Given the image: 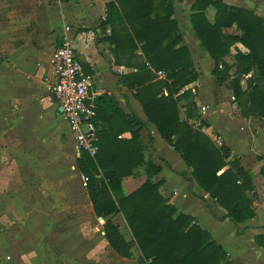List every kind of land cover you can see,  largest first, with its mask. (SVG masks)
I'll return each instance as SVG.
<instances>
[{"label":"trees","instance_id":"16d2710c","mask_svg":"<svg viewBox=\"0 0 264 264\" xmlns=\"http://www.w3.org/2000/svg\"><path fill=\"white\" fill-rule=\"evenodd\" d=\"M105 1V17L99 27L110 30L105 41L115 65L128 69L119 76V84L132 92L147 122L192 170V179L226 211V217L238 224L252 218L246 196L253 189L252 175L236 158L220 173L229 150L217 148L201 131L206 126L203 120L198 126L191 123L199 118L192 91L179 93L196 82L199 73L182 44L174 17L175 0ZM210 6L215 10L213 22L205 14ZM190 10V29L200 50L212 60L210 73L216 86L231 91L242 118L264 119L263 20L253 11L221 0H194ZM236 44L247 52L237 51L232 65L225 57ZM158 72L164 76L159 78ZM95 105L100 123L98 149L93 157L80 150L76 168L86 178L85 194L94 216L104 220L103 238L110 250L121 259H131L133 246L144 264H230L222 247L195 218L178 213L160 193L162 181L155 177L162 168L145 159L140 137L144 123L134 113H123L111 94L97 96ZM124 133L130 137L119 138ZM140 166L145 182L124 195L122 181L135 176L133 170ZM260 173L264 177V166ZM116 215L124 219L131 242L113 221ZM255 242L264 249V238Z\"/></svg>","mask_w":264,"mask_h":264},{"label":"crops","instance_id":"0c3cea01","mask_svg":"<svg viewBox=\"0 0 264 264\" xmlns=\"http://www.w3.org/2000/svg\"><path fill=\"white\" fill-rule=\"evenodd\" d=\"M221 1L233 7L253 11L264 22V0ZM193 2L194 0H175L174 6V17L178 21L182 44L189 49L199 73L197 81L179 93L190 89L195 95L198 94L194 99L197 108L207 109L202 118L206 123L205 128L218 137L222 146L229 150L230 157L220 173L227 170L233 158H236L241 168L252 175L253 189L246 192L253 211L252 218L238 224L226 217V211L192 179V170L147 122L132 92L119 84V76L126 74L128 69L115 65L111 47L105 41L110 30L99 27L104 19L105 0H0V133L6 127L11 128V116L7 112H11L12 107L18 105L34 112L41 110L47 114L52 111V115L62 120L73 141L67 122L58 112L56 101L45 90L48 81L52 80L53 52L61 44L64 28L69 26L68 35L75 55L85 73L93 77L97 96L111 94L123 113H134L144 123L140 131L144 156L146 160L151 159L162 168L155 180L162 181L160 193L163 197L175 206L178 213L194 217L197 224L222 247L230 264H264V249L255 242L256 238H264V177L260 173L264 166V119L242 118L238 115L235 103L230 104L226 100L227 96H217L216 89L220 87L216 86L210 73L212 60L207 53L200 50L190 29L188 16ZM205 14L213 22L214 8L208 7ZM178 16L183 24L182 28ZM237 51L247 52L241 44H236L229 55L234 59ZM229 55L225 57L227 63H230ZM202 69L207 78L212 80L207 96L200 89ZM182 116L183 114L180 115L181 119ZM98 126L100 129V123ZM129 137V133L119 136ZM3 141L4 138L0 135V148ZM211 142L214 144L212 140ZM73 144L77 159L80 150L74 141ZM133 172L135 176L122 181L124 195L132 193L145 182L143 166ZM77 175L80 180L78 170ZM116 217L119 218L118 223L127 229L129 239L126 240L128 237H124L121 227L118 226L119 231L127 242H131L132 237L124 219L121 215L114 216ZM98 220L104 224L102 218ZM115 257L121 261L130 260L121 259L117 255ZM40 263L37 258L35 264Z\"/></svg>","mask_w":264,"mask_h":264},{"label":"rangeland","instance_id":"374dc122","mask_svg":"<svg viewBox=\"0 0 264 264\" xmlns=\"http://www.w3.org/2000/svg\"><path fill=\"white\" fill-rule=\"evenodd\" d=\"M229 57V64L234 65ZM202 72L200 89L207 96L212 80ZM45 90L51 95L47 86ZM216 90L219 98L227 96L234 103L231 91ZM197 96L193 93L191 98ZM22 108L17 105L7 112L11 128L0 133L4 138L0 148V264H35L37 258L40 264H139L135 247L127 262L116 258L106 245L102 223L94 216L77 175L75 146L62 120L52 111ZM197 115L191 121L194 126L203 120L200 108ZM118 220L114 218L128 237Z\"/></svg>","mask_w":264,"mask_h":264},{"label":"built area","instance_id":"2783aa9c","mask_svg":"<svg viewBox=\"0 0 264 264\" xmlns=\"http://www.w3.org/2000/svg\"><path fill=\"white\" fill-rule=\"evenodd\" d=\"M70 27L63 31L61 44L52 56V80L48 81V90L54 97L61 115L67 122L70 134L79 150L86 151L91 157L97 152L99 123L96 115L93 77L86 74L82 64L75 55L72 40L69 37ZM158 76H164L158 72ZM205 107H200V114L204 116ZM201 131L212 140L217 148L222 147L221 140L208 128ZM82 186L86 187V178L80 174Z\"/></svg>","mask_w":264,"mask_h":264},{"label":"water","instance_id":"95a60500","mask_svg":"<svg viewBox=\"0 0 264 264\" xmlns=\"http://www.w3.org/2000/svg\"><path fill=\"white\" fill-rule=\"evenodd\" d=\"M58 112L61 113V112H62V109L59 108V109H58ZM137 129H139V127H137ZM100 219H101V218H100ZM102 234H104V233H102ZM138 263H140V264H144V263L142 262V259H141V258L138 259Z\"/></svg>","mask_w":264,"mask_h":264}]
</instances>
